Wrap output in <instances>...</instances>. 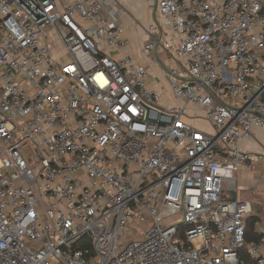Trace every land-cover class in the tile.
I'll list each match as a JSON object with an SVG mask.
<instances>
[{
  "label": "built area",
  "instance_id": "obj_1",
  "mask_svg": "<svg viewBox=\"0 0 264 264\" xmlns=\"http://www.w3.org/2000/svg\"><path fill=\"white\" fill-rule=\"evenodd\" d=\"M143 2L148 65L106 0H0V264H264V0Z\"/></svg>",
  "mask_w": 264,
  "mask_h": 264
},
{
  "label": "crops",
  "instance_id": "obj_2",
  "mask_svg": "<svg viewBox=\"0 0 264 264\" xmlns=\"http://www.w3.org/2000/svg\"><path fill=\"white\" fill-rule=\"evenodd\" d=\"M119 8L123 9V14L120 18L121 23L123 24L125 30V48L130 53V56L137 61L139 64L148 65L150 62L144 58L142 51L143 44L146 40L145 29L149 22V16L147 14L145 4L143 0H106L105 9L108 11H117ZM151 68V78L149 86L151 89L159 90L164 87L165 84L163 81H159L157 77H161V69L157 65L150 66ZM163 83V84H162ZM160 104H169V97L167 94L162 98ZM199 124V122H198ZM201 126H206L204 123H200ZM209 128V127H208ZM210 131V128H209ZM252 134L255 137L257 142H251L244 146L245 151L248 152H257L260 153L264 151V132L254 128ZM255 171L264 172V161L256 164L248 169L241 170L236 176V186L237 191L240 196V191L243 189H248L251 187L262 186L261 179L259 181H254L256 177L253 173ZM243 177V178H242ZM245 177V179H244ZM241 178V179H240ZM238 183H240V188L238 189ZM261 197L256 198V202H251L253 207V212L255 216V211L259 208L262 212L263 205H260ZM256 205V206H255ZM256 217V216H255ZM259 220V219H258ZM260 221V220H259ZM262 224V223H261ZM264 227V225L262 224Z\"/></svg>",
  "mask_w": 264,
  "mask_h": 264
},
{
  "label": "rangeland",
  "instance_id": "obj_3",
  "mask_svg": "<svg viewBox=\"0 0 264 264\" xmlns=\"http://www.w3.org/2000/svg\"><path fill=\"white\" fill-rule=\"evenodd\" d=\"M57 48V47H56ZM60 49V48H59ZM57 48V50H55V53H60L61 49L59 50ZM62 53V51H61ZM164 105V104H162ZM199 126V125H198ZM201 126V125H200ZM203 127V126H201ZM204 130L209 131V128L204 126L203 127ZM23 158L25 160H27L28 158H30L32 156V150L30 148H26L21 152ZM253 173V170H252ZM256 177L254 178V181H259L261 179V185L262 186H257V184H255V187H251L248 189H243L242 191H240V196L238 194L239 199L242 202H256V198L261 197V201H260V205L264 204V172H260V171H255L253 173ZM243 178V177H242ZM241 179V178H240ZM245 179V177H244ZM240 188V183H238V189ZM256 206V205H255ZM255 216L257 219L260 220V222L264 225V212H262L261 210H259V208L255 211ZM136 235H132L131 232L129 230H126L122 235L121 238L124 240H130V239H136Z\"/></svg>",
  "mask_w": 264,
  "mask_h": 264
},
{
  "label": "trees",
  "instance_id": "obj_4",
  "mask_svg": "<svg viewBox=\"0 0 264 264\" xmlns=\"http://www.w3.org/2000/svg\"><path fill=\"white\" fill-rule=\"evenodd\" d=\"M255 218H250L246 223V239L247 241L256 240L258 238V234L254 232L253 224L255 222Z\"/></svg>",
  "mask_w": 264,
  "mask_h": 264
},
{
  "label": "water",
  "instance_id": "obj_5",
  "mask_svg": "<svg viewBox=\"0 0 264 264\" xmlns=\"http://www.w3.org/2000/svg\"><path fill=\"white\" fill-rule=\"evenodd\" d=\"M230 196L232 201L236 199V193L234 191L230 192Z\"/></svg>",
  "mask_w": 264,
  "mask_h": 264
}]
</instances>
